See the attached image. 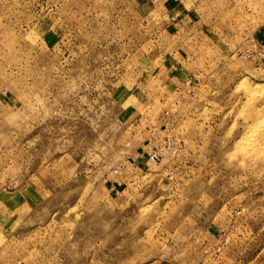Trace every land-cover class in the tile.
Here are the masks:
<instances>
[{
	"label": "rangeland",
	"instance_id": "374dc122",
	"mask_svg": "<svg viewBox=\"0 0 264 264\" xmlns=\"http://www.w3.org/2000/svg\"><path fill=\"white\" fill-rule=\"evenodd\" d=\"M255 41L264 0H0V264H264ZM187 79L180 151L126 167Z\"/></svg>",
	"mask_w": 264,
	"mask_h": 264
},
{
	"label": "built area",
	"instance_id": "2783aa9c",
	"mask_svg": "<svg viewBox=\"0 0 264 264\" xmlns=\"http://www.w3.org/2000/svg\"><path fill=\"white\" fill-rule=\"evenodd\" d=\"M171 20H175V16H171ZM241 57L244 59H254L261 63L264 60V48L259 46L255 41L253 46L245 48L240 51ZM191 79H187L173 88L172 92L177 95L172 100L171 105L165 107L157 116L155 123L149 127V136L139 146L136 155V160H126L124 165L131 167L137 163H158L161 162L165 156L174 155L178 153L183 144V120L178 114V108L181 105L182 93L184 91L189 93L191 91ZM114 175L119 173L118 168L113 169ZM114 182L119 184L116 179ZM240 211H236L239 214ZM220 241L217 244L216 251H220L228 241L227 232L221 228Z\"/></svg>",
	"mask_w": 264,
	"mask_h": 264
}]
</instances>
